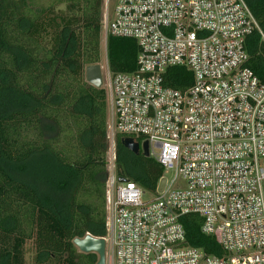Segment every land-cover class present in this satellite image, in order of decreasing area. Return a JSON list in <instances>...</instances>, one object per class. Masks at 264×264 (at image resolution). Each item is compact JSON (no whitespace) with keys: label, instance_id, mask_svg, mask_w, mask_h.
<instances>
[{"label":"built area","instance_id":"built-area-1","mask_svg":"<svg viewBox=\"0 0 264 264\" xmlns=\"http://www.w3.org/2000/svg\"><path fill=\"white\" fill-rule=\"evenodd\" d=\"M254 30L264 44L245 0H101L104 43L138 46L135 70L110 74L104 44L105 264H264V78L244 45ZM175 66L192 74L185 89L164 85ZM116 134L147 140L149 157L173 170L161 193L143 200L118 180ZM190 213L222 255L186 244Z\"/></svg>","mask_w":264,"mask_h":264},{"label":"trees","instance_id":"trees-1","mask_svg":"<svg viewBox=\"0 0 264 264\" xmlns=\"http://www.w3.org/2000/svg\"><path fill=\"white\" fill-rule=\"evenodd\" d=\"M65 1V12L42 18L52 4L0 0V264H25L26 241L36 264H96L97 255L79 252L72 240L106 235L105 92L84 77L85 67L100 61L101 0ZM245 2L264 30V0ZM105 45L110 74L135 70L134 39L108 34ZM244 45L246 66L263 79L264 44L257 31ZM163 79L185 89L192 74L169 67ZM123 137L114 139L116 177L153 194L162 166L126 149ZM6 164L38 175L40 186L11 174ZM180 221L187 245L223 254L214 236L201 233L197 214Z\"/></svg>","mask_w":264,"mask_h":264},{"label":"rangeland","instance_id":"rangeland-1","mask_svg":"<svg viewBox=\"0 0 264 264\" xmlns=\"http://www.w3.org/2000/svg\"><path fill=\"white\" fill-rule=\"evenodd\" d=\"M59 2H57L56 0H37L39 6H46L49 4L51 5V12H45L44 15L42 14V18L44 17H49L52 16V14H56L59 12H65V6H66V1L65 0H58ZM53 6V7H52ZM113 6V2H111V7ZM104 40L102 38V35H100V61L99 64L101 66V71L103 73V75H105L106 73V65H105V58H104ZM103 88V83L101 84V86ZM10 103H7L4 107H8ZM46 134L48 135L49 133H51L50 130L45 129ZM32 164L35 162H31ZM34 166V165H32ZM6 168L9 169V171L11 172V174H14L15 176H17L18 178L24 180V181H28L31 184H36V186H40L39 185V178L38 175H35L34 173H30V174H34V175H30L25 170L22 169L21 166L19 165H14V164H6ZM29 176V177H28ZM173 177V170L170 169H164L163 174L161 176V178L159 179L158 183H157V188L156 191L157 193H161L169 184L170 180ZM177 183H179L180 185L183 183L181 179H178ZM42 187V185H41ZM152 197V195L145 193L143 196V200H148ZM24 250H25V264H36L35 262V250L34 247L31 243V241H26L25 245H24Z\"/></svg>","mask_w":264,"mask_h":264},{"label":"water","instance_id":"water-1","mask_svg":"<svg viewBox=\"0 0 264 264\" xmlns=\"http://www.w3.org/2000/svg\"><path fill=\"white\" fill-rule=\"evenodd\" d=\"M85 81L92 86L100 87L102 84V73L98 63L90 64L84 70ZM121 144L134 154H141L149 157L148 142L142 141L140 144L133 138L125 136L121 140ZM119 181H124L119 179ZM74 246L82 253H95L97 255L96 264H105V240L103 237H95L89 233L83 237H76L72 240Z\"/></svg>","mask_w":264,"mask_h":264}]
</instances>
